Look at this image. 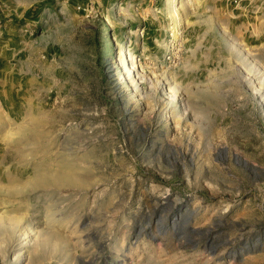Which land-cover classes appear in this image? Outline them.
Here are the masks:
<instances>
[{
  "label": "rangeland",
  "instance_id": "1",
  "mask_svg": "<svg viewBox=\"0 0 264 264\" xmlns=\"http://www.w3.org/2000/svg\"><path fill=\"white\" fill-rule=\"evenodd\" d=\"M222 1L163 0L151 55L95 0L15 23L59 59L0 131V264H264V55L193 47Z\"/></svg>",
  "mask_w": 264,
  "mask_h": 264
},
{
  "label": "crops",
  "instance_id": "2",
  "mask_svg": "<svg viewBox=\"0 0 264 264\" xmlns=\"http://www.w3.org/2000/svg\"><path fill=\"white\" fill-rule=\"evenodd\" d=\"M46 1L0 0V131L37 107L41 91L45 92V83L40 81V76L49 81L56 79L57 67L53 64L59 57L52 45L39 47L32 40H12L13 37L22 36L19 33L22 28H16L15 23L25 26L39 22L45 11H49L50 5ZM67 2L72 0H60V3ZM95 3L101 7L107 3L109 11L118 17L124 10L122 19L135 22L134 27L141 21L145 22L142 25L144 42L142 37L137 36L140 41L138 49L143 55L149 54L157 44L156 48L163 51L159 44L164 36L160 27L164 17L163 0H95ZM167 4L173 9L170 0H167ZM215 11L216 15L212 16L215 23L201 32L200 37H213L219 40V44L211 42L203 45L202 42L194 41L196 50L203 48L207 52L219 54L221 49L231 50L234 44L260 48L264 55V0H224ZM131 33L137 35V32ZM198 36L193 31L189 38L196 39ZM45 56L49 58L48 66L39 60ZM154 57L150 56V59ZM208 59L209 56H204L202 61ZM200 63H197L195 72L201 70Z\"/></svg>",
  "mask_w": 264,
  "mask_h": 264
},
{
  "label": "built area",
  "instance_id": "3",
  "mask_svg": "<svg viewBox=\"0 0 264 264\" xmlns=\"http://www.w3.org/2000/svg\"><path fill=\"white\" fill-rule=\"evenodd\" d=\"M90 9H91V6H90V5H85V6H83V5H76V10H77V11H82V12H84V13L89 12ZM139 37H140V38L142 37V29L140 30ZM166 48H167V47H166ZM170 50H171V49H168V48H167V51H165V56H164L163 59H164L166 62L172 63L173 60L175 59V57H174V53H172ZM143 59H144V58H143V56H142L141 54H139V55H137V56L135 57V61H136L137 64H140V61H143Z\"/></svg>",
  "mask_w": 264,
  "mask_h": 264
},
{
  "label": "bare ground",
  "instance_id": "4",
  "mask_svg": "<svg viewBox=\"0 0 264 264\" xmlns=\"http://www.w3.org/2000/svg\"><path fill=\"white\" fill-rule=\"evenodd\" d=\"M170 3L173 4L174 0H170ZM122 59V51L121 49H118L117 55H116V60L118 61L119 64H121ZM124 59V58H123ZM134 59V58H133ZM123 64V63H122ZM121 67V66H120Z\"/></svg>",
  "mask_w": 264,
  "mask_h": 264
}]
</instances>
